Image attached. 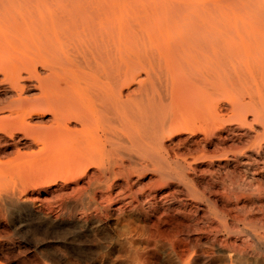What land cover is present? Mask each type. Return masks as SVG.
<instances>
[{
	"label": "rangeland",
	"instance_id": "1",
	"mask_svg": "<svg viewBox=\"0 0 264 264\" xmlns=\"http://www.w3.org/2000/svg\"><path fill=\"white\" fill-rule=\"evenodd\" d=\"M138 1L179 6L186 17L195 18L204 12L211 22L202 36L213 35L222 52L230 49L232 58H238L243 46L251 44L255 49L250 58L261 56L264 0ZM175 20L171 24H178ZM24 41L29 40L24 37ZM8 51L0 49V80L3 64L12 58H35L38 52L33 46ZM232 63L227 61L225 74ZM208 65L200 67L201 77L212 70ZM45 70L36 65L37 74L43 76ZM136 71L139 77L131 89L137 87L139 79L147 80L141 67ZM220 81L216 80L213 103L205 101L197 105L198 109L196 104L185 106L187 93L185 98L181 93L171 97L169 91L178 82L168 83V98L161 111L156 110L147 122V130L152 131L134 136L132 147L124 136L119 173L106 175L103 193L95 190V196L90 189L79 196L72 190L74 183L86 188L88 181L97 176L94 165L72 178L54 166L45 175H33L31 182L13 189L16 201L0 206L4 210L0 213V264H264V87L260 81L249 80V89L253 87L254 92L250 90L248 95L238 89L241 95L234 97V89ZM131 89H124L123 95ZM37 93L3 87L0 105L3 107L19 94L31 97ZM49 117L48 113L32 115L29 123L41 125ZM71 127L78 128L75 124ZM8 149L0 153V161L6 159L4 155L11 156L13 150ZM93 196L95 201L91 202ZM254 230L262 231L258 236Z\"/></svg>",
	"mask_w": 264,
	"mask_h": 264
},
{
	"label": "bare ground",
	"instance_id": "2",
	"mask_svg": "<svg viewBox=\"0 0 264 264\" xmlns=\"http://www.w3.org/2000/svg\"><path fill=\"white\" fill-rule=\"evenodd\" d=\"M253 14L258 13L253 11ZM205 16L203 12L195 18L186 17L182 7L170 8L166 3L151 1L0 0V49L9 53L8 50L16 52L33 46L38 51L35 58H12L1 66L4 73L0 91L8 87L19 92L31 89L38 93L31 97L19 94L7 105H0V153L8 148L13 150L11 156L2 154L6 159L0 161V203L15 202L16 187L31 182L33 175H45L54 166L70 178L89 165L96 166L97 176L88 181L87 187L74 183L72 190H76L79 196L90 189L94 195L95 190L101 194L106 175L114 176L119 170L124 136L132 147L134 136L150 130L146 128L147 122L156 110L161 111L168 93L165 88L174 80L178 83L174 88L172 85L169 91L171 97L174 93H187L188 97H183L188 102H184L185 106L196 104V108L205 101L213 103L216 80L232 87L234 97L239 93L238 89L247 94L252 91L253 87L249 89L248 86L249 80L260 81L259 85L264 87V40L259 42L262 47L260 58H250L251 50L255 49L251 44L243 46L239 56H236L238 58H232L234 53L230 49L222 55L224 52L213 35L203 33L205 37L202 36L211 22V18L209 22ZM174 20H178V24H171ZM260 20L264 25V13ZM24 37L29 41H24ZM230 60L232 67L225 74L224 67ZM204 64H209L212 70L201 77L199 71ZM36 65L46 69V74H37ZM137 67L145 71L147 80L139 79L137 87L131 89L139 77ZM129 88L131 90L123 95V90ZM176 97L180 95L175 96V100ZM43 113L50 115L48 122L41 125L29 123L32 115ZM196 113L198 116L199 113ZM72 124L78 128L71 127ZM155 130L158 131V128ZM156 137H159L158 134ZM200 142H196L197 146ZM88 176L91 177L90 174ZM90 201L94 202L95 197H91ZM0 213H4L2 208ZM255 230L253 233H257Z\"/></svg>",
	"mask_w": 264,
	"mask_h": 264
}]
</instances>
